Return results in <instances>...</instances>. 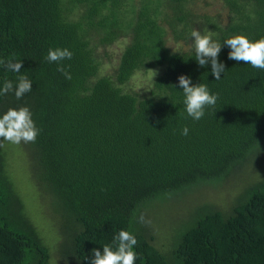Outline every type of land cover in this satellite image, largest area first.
<instances>
[{"label":"trees","instance_id":"obj_1","mask_svg":"<svg viewBox=\"0 0 264 264\" xmlns=\"http://www.w3.org/2000/svg\"><path fill=\"white\" fill-rule=\"evenodd\" d=\"M196 3L0 0V58L23 60L33 83L20 99L0 95V115L28 107L39 129L34 142L0 138V264H51L34 215L44 199L64 220L60 239L74 264H89L85 256L120 230L137 238L135 264H264V70L228 60L224 47L227 71L215 81L210 65L194 62L190 36L264 37V0H222L215 14ZM122 41L114 75L101 76L99 48ZM56 47L72 59L49 63ZM151 71L159 75L148 95L127 90ZM180 75L218 94L199 121L173 87ZM17 76L0 68V84ZM221 184L229 205L207 200L160 221L159 206Z\"/></svg>","mask_w":264,"mask_h":264},{"label":"clouds","instance_id":"obj_2","mask_svg":"<svg viewBox=\"0 0 264 264\" xmlns=\"http://www.w3.org/2000/svg\"><path fill=\"white\" fill-rule=\"evenodd\" d=\"M190 36L195 50L194 62L199 68H207L210 65V75L215 81L221 80L222 74L227 71L225 63L219 59L224 47L229 49L228 60L242 61L253 68L264 70V37L253 40L244 34H237L221 41L211 30H207L204 34L193 30ZM72 56L73 52L66 47L49 48L46 60L59 65L61 61L71 60ZM22 67L23 60L15 56L7 60L0 58V68L18 74L15 84L8 79L0 84V95L13 93L17 99H20L32 90V80L22 74ZM58 71L64 72V69L58 67ZM64 75L66 78H71L67 72H64ZM173 87L182 89L184 111L194 121L201 120L205 116L206 108L215 106L218 100V94L211 92L207 84L194 83L190 75H180L177 84ZM38 134L39 129L28 107L10 108L0 115V138L13 144H20L22 141L34 142ZM188 134L189 128L183 127L181 135ZM112 244L116 246L115 249ZM112 244L103 245L102 251L93 248L92 258L89 260V257L85 256V260L89 261V264H135L138 259L135 251L137 238L132 232L120 230L114 235Z\"/></svg>","mask_w":264,"mask_h":264},{"label":"rangeland","instance_id":"obj_3","mask_svg":"<svg viewBox=\"0 0 264 264\" xmlns=\"http://www.w3.org/2000/svg\"><path fill=\"white\" fill-rule=\"evenodd\" d=\"M199 10L208 11L209 13L215 14L217 12H224L222 6V0H197L196 3ZM126 45L125 41H122L110 48H99V55L102 57L103 67L101 70V76H113L117 67L118 60ZM170 46L176 48L173 41H170ZM156 73V74H155ZM159 75L158 71L142 72L136 74L133 79L127 85V90L133 93H140L141 95H148L152 89L153 82ZM27 167L24 172L27 173ZM222 191H228V187L225 185H218L216 187H208L203 190V194L198 195L194 198L189 196H181L180 198L172 201L170 206L161 205L159 206L160 221L167 225L175 222L182 217L189 215L191 207L201 203L203 201H213L216 206H220L223 202L227 205L230 204L229 197ZM25 194L30 197V201L33 205L37 204L38 201L32 202V192L25 189ZM39 206L34 212L35 221L43 229V232L49 236V247L51 249L52 259L51 264H74L70 258L67 247L62 245L60 239V233L65 229L63 218L54 210L51 205V201L46 199L39 202ZM174 204V205H173ZM34 206V205H33ZM39 209V210H38Z\"/></svg>","mask_w":264,"mask_h":264}]
</instances>
